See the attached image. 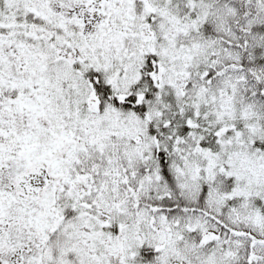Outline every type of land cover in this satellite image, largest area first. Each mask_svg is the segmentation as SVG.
<instances>
[{
  "label": "snow or ice",
  "instance_id": "1",
  "mask_svg": "<svg viewBox=\"0 0 264 264\" xmlns=\"http://www.w3.org/2000/svg\"><path fill=\"white\" fill-rule=\"evenodd\" d=\"M0 264H264V0H0Z\"/></svg>",
  "mask_w": 264,
  "mask_h": 264
}]
</instances>
